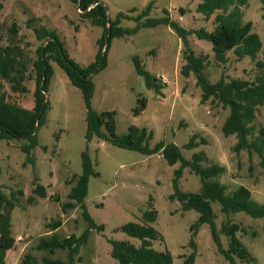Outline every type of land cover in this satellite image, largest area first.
Wrapping results in <instances>:
<instances>
[{"label":"rangeland","instance_id":"obj_1","mask_svg":"<svg viewBox=\"0 0 264 264\" xmlns=\"http://www.w3.org/2000/svg\"><path fill=\"white\" fill-rule=\"evenodd\" d=\"M99 2L106 7L111 19L119 13L135 17L150 3L152 8L148 18H161L163 10H168L174 22L191 32L187 42L193 54L208 56L204 74L210 84L218 82L221 76L226 81L236 78L253 81L259 74L254 61L248 57L237 59L233 52L228 53L226 64L214 62L211 43L194 34L202 28L208 32L214 28V16L205 20L197 10L201 0ZM1 3L0 46H6L12 38V44L19 48L27 64L23 82L25 93H15L7 82L0 81V89L7 93L10 102L26 109L33 107L36 86L32 62L42 43L36 40L34 28L54 31L68 58L79 67L84 68L95 61L96 42L102 36V28L80 17L81 11L70 0H1ZM239 8L242 22H252V31L264 41L261 0H247ZM132 9L135 11L130 12ZM12 23L17 25L16 35L10 33ZM120 26L133 29L136 22L124 19ZM183 50L185 48L176 32L165 24L139 26L133 33L111 38L105 54V67L92 77L91 108L97 113L114 112L115 132L120 137L128 133L130 126L151 132L150 149L158 143H173L187 161H191L195 153L204 152L211 163L224 168L220 176L211 180L224 185L226 194L242 186L250 191L253 201L264 204V170L260 157L255 152L251 155L247 151L233 153L235 136H224L222 132L229 109L211 99L202 103V90L196 83L195 74L191 72L188 77L181 74L185 63ZM262 51L257 60H264ZM135 59L151 78H158L155 83L158 91L147 87L144 77L136 72ZM50 65L53 74L45 95L48 109L44 124L37 130L38 146L32 151L33 163H28L21 151L23 140L0 141L2 191L8 196L11 192H22V196L15 195L17 204L11 214V232L16 242L6 253V264H19L28 253L34 257V264H44V258L69 264L67 250H57L50 255L33 248L40 238L53 234L77 238L86 229L79 207L65 213L61 211V205L67 202V194L74 185L73 176L82 173L83 154L89 157L92 169L97 173L89 177L84 204L95 225H102L104 230H91L87 243L73 255L75 264H117L110 255L108 240L127 241L138 247L140 241L127 236L119 228L129 222L142 223V213L150 209V204L157 214L152 226L162 236V241H153L152 247L158 251L167 250L173 264H182L184 257L193 251V264H229L218 253L207 224L198 227L193 237L195 248L189 246L191 226L198 213L183 211L178 200L170 199L174 193V172L180 162L169 165L160 153L147 156L97 138L88 141L85 138L86 108L82 93L71 85L56 63L51 61ZM142 101H145V107L136 113ZM263 116L264 106L258 107L257 129L264 124ZM193 135L197 136V142L203 138L206 143L186 149L185 145ZM36 182L45 187V198L33 194ZM200 188V177L184 168L178 179L179 191L197 193ZM31 196L33 201L28 203ZM211 207L223 248H227L228 238L220 232L222 225L226 222L238 224L246 233L238 232L236 236L255 258L256 264H264V219H253L244 212L224 215L218 202L211 203ZM57 221L61 224L53 230L51 226Z\"/></svg>","mask_w":264,"mask_h":264},{"label":"trees","instance_id":"obj_2","mask_svg":"<svg viewBox=\"0 0 264 264\" xmlns=\"http://www.w3.org/2000/svg\"><path fill=\"white\" fill-rule=\"evenodd\" d=\"M81 12L80 17L89 20L91 25L102 28V36L97 40L98 52L95 61L88 66L81 68L67 56L63 43L57 34L44 27L34 28V35L37 41L42 42L36 49V59L32 62L35 73V91L33 94V107L26 109L8 100V95L0 89V141L2 140H23L21 151L26 155V161L33 163L32 151L38 146L37 130L44 124L48 102L46 91L49 80L53 74L50 62L56 63L68 77L72 86L78 88L83 97L86 108V131L85 138L89 141L97 138L108 141L113 146L121 149L136 151L142 155H153L160 153L169 165L180 162V167L174 172L173 188L174 193L170 199H176L181 203L183 211L195 210L198 213L196 222L191 226L192 238L189 246L195 248L193 237L198 227L202 224L209 226L214 244L229 264H256L255 258L243 246L236 236L238 232L246 233V230L238 224L226 222L222 225L220 232L228 238L227 248L224 249L220 240L219 231L216 228L211 203L218 202L220 211L224 215L237 212H244L253 219H264V204H258L251 198V193L245 187H239L233 192L226 194V187L212 178H217L224 172V168L209 161L204 152L195 153L191 161L183 159L180 149L173 143L164 145L158 143L150 149L149 141L151 132L144 128L130 126L128 133L118 136L115 132L114 112L97 113L91 108V99L94 85L92 77L105 67V54L109 47V42L113 37H122L125 34L135 32L139 26L154 27L165 24L171 27L180 38L185 50H183L184 65L181 74L188 77L191 72L196 76V83L202 90V103L211 99L228 108L229 114L222 127L224 136L234 135L236 143L232 147L235 154L247 151L249 155L255 152L260 157V165L264 170V124L258 129L255 125L256 112L258 107L264 106V60H257L258 53L262 51L264 56V41L258 34L252 31V22H242L240 6L246 4L247 0H201L197 6L205 20L214 16V28L208 32L200 29L194 32L200 40L211 43L214 53V62L224 65L228 62V53L233 52L237 59L244 57L254 61L259 69V74L253 81L244 79H231L226 81L224 76L214 84H210L204 74L208 65V56H195L188 47L187 36L189 33L174 22L168 10H163L164 16L161 18H148L152 4H148L138 15L130 17L127 14L119 13L114 19L107 15L106 7L99 0H70ZM264 6V0H261ZM3 5L0 0V10ZM230 9V10H229ZM132 9L130 12H134ZM132 19L136 22L133 29L122 28L121 20ZM77 30V26L75 27ZM17 25L12 23L10 33L16 35ZM12 38L6 46H0V81L7 82L10 89L15 93H25L27 90L23 85L25 80L26 62L22 59L18 47L12 44ZM136 72L142 75L149 88L155 86L158 78H151L135 59ZM145 101L136 113L142 111ZM264 121V116H263ZM197 136L193 135L185 145L186 149H193L199 144H205L202 138L196 141ZM43 149H45L43 147ZM184 168H189L201 180V188L197 193H184L178 189V179ZM92 164L86 154L82 155V173L73 176L74 185L67 194V202L61 205L63 213L76 207L81 209V216L86 223V229L75 238L70 236L63 238L57 234L40 238L34 246V250L44 251L53 255L57 250H67L69 264L73 255L79 253L81 246L87 243L91 230L97 232L104 230L102 225L96 226L92 218L87 213L84 199L87 195V184L89 177L96 176ZM37 181V179L35 180ZM22 196L21 191L11 192L9 196L2 191L0 186V264H6V253L15 246V238L11 232V214L17 204L16 196ZM33 194L40 198L46 197L45 187L35 183ZM32 203L33 197L27 199ZM157 217L156 211L151 208L143 212L142 223L129 222L119 228V231L127 236L138 239L140 244L135 247L127 241L108 240L111 257L117 264H173L171 254L167 250L158 251L152 247V242L162 241V236L152 226ZM60 222H55L51 227L53 230L60 226ZM194 251L184 257L182 264L194 263ZM34 257L28 253L23 256L19 264H34ZM44 264H65L59 260L44 258Z\"/></svg>","mask_w":264,"mask_h":264},{"label":"built area","instance_id":"obj_3","mask_svg":"<svg viewBox=\"0 0 264 264\" xmlns=\"http://www.w3.org/2000/svg\"><path fill=\"white\" fill-rule=\"evenodd\" d=\"M160 79V78H159ZM164 82V81H163Z\"/></svg>","mask_w":264,"mask_h":264}]
</instances>
